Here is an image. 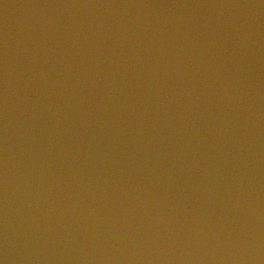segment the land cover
Here are the masks:
<instances>
[{
    "label": "water",
    "instance_id": "1",
    "mask_svg": "<svg viewBox=\"0 0 264 264\" xmlns=\"http://www.w3.org/2000/svg\"><path fill=\"white\" fill-rule=\"evenodd\" d=\"M0 264H264V0H0Z\"/></svg>",
    "mask_w": 264,
    "mask_h": 264
}]
</instances>
